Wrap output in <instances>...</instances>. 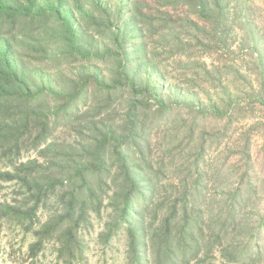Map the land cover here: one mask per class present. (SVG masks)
Returning a JSON list of instances; mask_svg holds the SVG:
<instances>
[{
	"label": "trees",
	"instance_id": "obj_1",
	"mask_svg": "<svg viewBox=\"0 0 264 264\" xmlns=\"http://www.w3.org/2000/svg\"><path fill=\"white\" fill-rule=\"evenodd\" d=\"M263 9L264 0L115 9L109 0H0V153L17 162L0 182L24 190L0 202V219L31 237V264L49 244L63 263L83 262V231L108 207L98 240L125 234L128 264H264V182L245 174L218 195L205 180L214 165L206 150L224 137L210 136V122L226 118L225 133L243 99L264 104ZM177 104L200 121L169 118ZM185 139L193 146L178 155L174 143ZM237 146L251 167V136L223 151Z\"/></svg>",
	"mask_w": 264,
	"mask_h": 264
},
{
	"label": "rangeland",
	"instance_id": "obj_2",
	"mask_svg": "<svg viewBox=\"0 0 264 264\" xmlns=\"http://www.w3.org/2000/svg\"><path fill=\"white\" fill-rule=\"evenodd\" d=\"M42 2L44 0H41ZM110 5L115 9L123 8L127 0H109ZM259 13L261 15H259ZM264 15V9L261 12H258L257 19ZM254 57H257V53L253 52ZM165 69L168 72V76H173L177 78L178 73L175 67L170 62H163ZM209 82L210 80H206ZM197 92L201 93L199 89H196ZM221 90H211L210 94L214 95L216 91ZM236 107L238 114L235 115L233 123L227 132L224 133V127L226 124L225 119H219L218 121L212 120V126L214 127L211 130V135H223L221 147H216L213 145L211 148L206 150V158L208 161L210 158H214V165L211 172L208 174L209 177H206L205 180L214 183L215 187H218V192L220 194L222 188L227 186L237 187L242 176L248 174L250 178L255 182H264V104L259 103L257 100H254L251 97H246ZM235 105V104H234ZM173 114L169 118L174 119L176 115H184L185 111L182 109L181 104H177L174 107ZM176 111L180 113L176 114ZM176 112V113H175ZM184 112V113H183ZM197 112V111H196ZM196 112L193 115H184L188 119V124L193 123L196 119L200 121V115ZM178 133L183 134V131L187 128L185 125H180ZM200 134V129L195 130L196 137ZM58 136L64 137V133L59 131ZM156 137L154 143L157 144L154 150V154H159L160 145L162 144L161 134ZM244 135L251 136V167L247 165L248 163L243 158V155H240V148L237 146L236 154L230 156L227 151H223L224 144L229 140H236L242 138ZM187 139L182 142L174 143L176 146V153H187L191 147ZM194 151V150H193ZM229 155V157H228ZM35 157L36 153H24L23 158ZM196 157L195 151L192 153L189 160H179L178 163H184L183 168H190V163ZM242 157V158H241ZM17 162L11 160L10 158L1 157L0 153V172L3 171H13ZM250 168V169H249ZM191 170V169H190ZM205 172V170H204ZM24 193V190L19 187L16 183H7L0 182V202L4 201H13L18 197H22L21 194ZM174 192L168 190L167 194H173ZM261 208L260 213L264 214V195L259 197ZM110 212V207L106 208L102 212V217L93 216L92 224L90 231L84 230V241L87 245L86 256L83 262L77 264H128L126 259V235L120 234L114 238L108 245H103L98 240V233L103 229L104 222ZM39 215L42 220L46 219L47 213L44 210L39 211ZM31 241V237H25L20 231L19 226L15 225L11 221L0 219V264H31V261L26 257V250L28 243ZM39 262L41 264H65L61 260H58L56 257V252L52 244H49L43 254L39 257ZM214 263H218V260H211Z\"/></svg>",
	"mask_w": 264,
	"mask_h": 264
}]
</instances>
